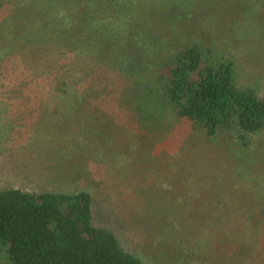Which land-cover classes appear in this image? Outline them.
I'll return each mask as SVG.
<instances>
[{
  "label": "rangeland",
  "instance_id": "374dc122",
  "mask_svg": "<svg viewBox=\"0 0 264 264\" xmlns=\"http://www.w3.org/2000/svg\"><path fill=\"white\" fill-rule=\"evenodd\" d=\"M111 18L146 32V48L88 54L84 25ZM186 43L228 54L264 96V0H1L0 190L90 187L96 223L145 264H264V135L244 147L235 129L211 138L138 108L137 84L159 90ZM82 89L110 99L105 115L74 101ZM90 126L104 137L90 131L84 152Z\"/></svg>",
  "mask_w": 264,
  "mask_h": 264
},
{
  "label": "trees",
  "instance_id": "16d2710c",
  "mask_svg": "<svg viewBox=\"0 0 264 264\" xmlns=\"http://www.w3.org/2000/svg\"><path fill=\"white\" fill-rule=\"evenodd\" d=\"M88 8L85 19L93 14ZM111 21L103 26L96 21L84 25L88 54L103 59L106 54L116 56L120 50L127 57L130 50L146 48V32L134 34L131 30L132 35H121L118 20ZM127 25L121 27L126 29ZM66 38L62 41H68ZM156 85L157 91L152 83L143 81L137 84L135 95L138 108L152 118L160 121L162 109L171 110L211 138L235 129L237 142L244 147L250 146L254 137L264 135L262 87L241 84L236 63L228 54L186 43L158 70ZM86 94L82 89L73 99L84 105L90 102ZM93 100H98V106L92 111L105 115L103 109L110 99L96 95L90 102L94 105ZM90 127L81 137L84 152L95 142L88 140L90 131L96 132V140L104 137L99 128ZM96 199L90 187L58 192L1 189L0 254L10 264H145L124 248L113 230L96 223Z\"/></svg>",
  "mask_w": 264,
  "mask_h": 264
}]
</instances>
